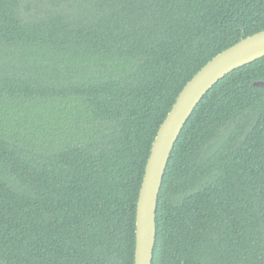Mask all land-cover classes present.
Here are the masks:
<instances>
[{"label":"trees","instance_id":"obj_1","mask_svg":"<svg viewBox=\"0 0 264 264\" xmlns=\"http://www.w3.org/2000/svg\"><path fill=\"white\" fill-rule=\"evenodd\" d=\"M264 0H0V264H135L157 133ZM264 57L220 80L163 178L153 264H264Z\"/></svg>","mask_w":264,"mask_h":264},{"label":"water","instance_id":"obj_2","mask_svg":"<svg viewBox=\"0 0 264 264\" xmlns=\"http://www.w3.org/2000/svg\"><path fill=\"white\" fill-rule=\"evenodd\" d=\"M264 57V31L243 38L208 62L180 92L162 123L149 157L137 205L135 264H153L156 214L173 148L204 96L225 76ZM264 87V81L253 83Z\"/></svg>","mask_w":264,"mask_h":264}]
</instances>
